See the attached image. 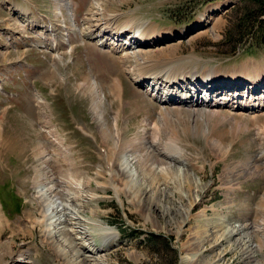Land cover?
Wrapping results in <instances>:
<instances>
[{
    "label": "rangeland",
    "instance_id": "rangeland-1",
    "mask_svg": "<svg viewBox=\"0 0 264 264\" xmlns=\"http://www.w3.org/2000/svg\"><path fill=\"white\" fill-rule=\"evenodd\" d=\"M7 1L19 4L24 1V5L42 8L65 43L62 49L60 46L57 49L61 52L60 58L53 57L55 53L49 48L24 49L14 45L0 48V242L12 240V254L5 260L22 258L28 264H65L63 257L43 242L40 225L25 226L37 213L35 180L41 173L46 176L53 173L42 165L38 150L41 143L48 149L53 143L38 118L37 111L42 106L56 134L74 155L77 169L95 179L90 186L94 199H89L86 190L82 196L81 211H85L91 219L89 224H93L89 231L95 240L87 234L84 219L85 224L81 225L85 236H90L89 245L96 250L103 249L100 230L109 229L108 232L114 233L110 239L112 247L101 252L100 257L95 255L92 259L95 263L264 264V116L254 118L250 110L237 112L223 107L201 111L196 108L193 118L198 112H205L209 121L203 123L204 129L199 132H177L176 146L181 155H174L178 159L170 162V166L179 173L180 184L172 176H161L153 188L149 185L141 196L124 191L116 193L106 180L108 165L105 166L103 157L106 148L111 158L112 142L110 139L103 142L100 121L91 110V95L82 84L96 80L101 85L104 95L101 108L107 123L114 124L119 114L118 129L123 132L125 142L137 134L149 135L147 123L164 115L161 113L165 108L170 115L175 114L173 108L159 106L143 85L132 82L117 59L120 53L115 52V56L104 46L96 45L89 36L81 35V29L86 26L84 17L93 12L92 0H0L2 43L9 41V35L16 39V32L28 34L17 30V16H11L12 7ZM207 1L100 2L104 5L102 14L111 16L109 20L115 17L110 25L112 29L134 34L144 31L146 35L151 32L150 35L158 37V42L162 41L157 42L152 51L149 70L143 69L146 72L167 76L196 72L228 79L234 71L245 72L246 64L256 65L255 73L264 70V49L248 55L242 50L229 53L231 48L227 46L218 49L217 46L226 45L224 29L235 10L227 4L234 0ZM223 2L227 4H221ZM92 12L88 16L92 17L90 25L93 19L102 18L101 14L94 18ZM70 42L73 49L68 52ZM144 48L151 50V47ZM25 62L33 65L24 67ZM113 76L123 83V104L110 91ZM236 81L233 78L232 83ZM204 86L196 91L198 104L207 98ZM38 96L43 99L41 106L36 102ZM188 96L191 97L190 92ZM188 100L177 103L186 110ZM191 106H195L194 103ZM213 110L218 114L209 112ZM193 118L190 119L192 125L196 121ZM208 133L215 138L210 140ZM169 139L165 135L162 141L169 145ZM50 154L61 161L58 153L51 151ZM62 160L65 162L60 163L67 168L69 158L65 156ZM157 166L159 163L156 164L158 170ZM98 170L102 175L97 177ZM116 170L120 176L119 166ZM96 181L103 185L98 186ZM148 181L146 177L140 183L146 186ZM191 202H194L192 207ZM90 209L96 213L90 214ZM91 226L95 227V232ZM227 229L232 234L220 238ZM158 235L164 240L155 237ZM146 237L152 242L145 244ZM77 242L82 241L77 239ZM19 250L24 253L20 254ZM83 251H88L86 244Z\"/></svg>",
    "mask_w": 264,
    "mask_h": 264
},
{
    "label": "bare ground",
    "instance_id": "bare-ground-1",
    "mask_svg": "<svg viewBox=\"0 0 264 264\" xmlns=\"http://www.w3.org/2000/svg\"><path fill=\"white\" fill-rule=\"evenodd\" d=\"M100 1L101 0H92V2H94L92 6L95 8L93 7V12L91 11L92 8L89 11L93 13L94 18L98 16V14H101L102 18L93 19L90 25L92 18H88L89 14H91L90 12L88 16L83 19V23H85L86 26L84 29H81V35L89 36L90 40H94L96 45L98 44L113 52L120 53L117 59L121 62L124 73L126 72L131 77L130 79L132 82L137 83L136 81H140L142 83L141 85L145 87V91L149 93L157 103H160L159 106H170L176 114L171 113L170 115V111L165 108L161 113L164 115H159L158 119L153 122L151 121L152 119L150 120L151 122H146L149 126V135L148 133L145 135L137 134L133 139L125 142L123 132H120L118 129L119 114L117 113L115 116L114 124L110 126L107 123L104 110L101 108L103 106L102 99L104 96H102L103 90L102 87H100L101 85H99V83L97 84L96 80H93L94 82L86 80L82 84L84 90L88 91L91 95V110L97 115L100 121L99 133L104 139L103 142L106 143L108 139L112 142L110 149L114 152L111 154V158L108 157L106 148L103 157L106 161L105 166L108 165V173L106 176H109V178L107 177L108 179L106 180L108 181V185L114 188L115 192L119 191L120 193L124 191L141 196V193H146L145 190H147L149 185L152 189L157 178L161 176L163 178L172 176V179L180 184L181 180L179 179V173L170 166V162L178 159L174 155H181V150L176 146V140L178 139L176 135L178 131H182L186 134L188 132H199V129H204L203 123L209 121L207 114L205 112H198L195 118L192 116V114H195L198 107L201 111L220 109L223 107L227 108V110L229 108L237 112L243 110H247L248 112V110H250L254 118L264 116V70L255 73L258 67L256 65L252 67L246 64L243 68L245 72L242 70L234 71L229 75V78H236L237 80L235 83H231V88L227 86V79L223 81L222 77L219 75L210 74L209 76H203L202 74L191 72L189 74L179 73L177 75L172 74L167 76L163 73L153 74V72H146L143 69L149 70L148 63L151 60V54L154 53L152 51H155L154 48L162 41L160 40V42H158V37L150 35L151 32L146 35L147 33L144 31H139L134 34L135 32L132 33V31L112 29L110 25L113 24V18L115 17L113 16V18L109 20L111 16H104L102 14L103 8L101 7L104 5H101ZM122 32H127V34ZM142 45L144 47H151V50L150 48L141 47ZM72 46L73 45L70 44L68 45V52L73 49ZM54 53L55 54L52 55L53 57L60 58L61 52ZM112 79L110 91L113 96L122 100L123 104V83L117 76H113ZM202 85H205L203 89H205L207 93V98L200 99L202 103L198 104L195 99L198 97L196 91ZM192 86L195 90H190ZM188 92H190L191 97L188 96ZM187 100L190 101V103L185 104L188 109L184 110L178 103L182 104ZM36 102L41 106L43 104V99L38 96ZM192 103H194L195 106L189 107ZM254 109H258V111ZM118 111H120V109ZM37 112L38 118L39 120L41 119L42 126L46 129L47 135L52 136L53 139V143H51L49 149L42 143L39 145V154L42 157V165L49 167L53 173L47 176L41 173L40 177L35 180L34 185L37 187V191L34 194V200L38 206L36 210L37 213L30 221V224H28L29 222H25V226L34 228V226L40 225L43 233L42 237L45 240L43 242L52 247L53 251L61 256V258L63 257L65 264H97L92 260L94 259L93 257L95 255L100 257L101 252L107 251L112 247L110 239H112V234L114 233L108 232L109 229L100 230L102 236L100 235L101 238L99 237V241H101L100 246L103 244V249L96 250L89 245L88 237L91 236L93 240H95L94 235L89 231V226H93V224H89L91 219L85 215V211H81L84 203L82 196L83 192L86 190V192H89V199L92 198V188L90 186L95 179H92L89 174H84L77 169L74 155H71L69 148L65 147L62 140L56 134L53 124L50 119L47 118L48 116L42 106ZM209 112L218 114L215 110ZM177 115L179 117H177ZM191 118L196 120H194V125L190 123ZM208 134H211L210 140L215 138L212 133ZM165 135L170 138L169 140L171 142L169 141V145L162 141ZM146 143H148L149 146H146ZM165 145H167L166 150L163 148ZM127 147L130 148L126 150ZM155 150H157L161 156L158 155ZM51 151L58 153L57 155L60 156L61 161L56 160V158L53 159L50 154ZM61 155L64 158L65 156L68 157L70 160V164L67 165V168H64L62 163H60L65 162L62 160L63 157H61ZM158 163L159 166H157V170L156 164ZM117 166H119V170H121L120 176L116 170ZM42 170H44V168H42ZM95 175L98 177V175H102V173L98 170ZM146 177H149V184L145 186L140 182ZM96 183L98 186L103 185L97 181ZM92 199H94V196ZM193 204L194 202L189 203L190 207H192ZM95 213V210H91L90 212V214ZM83 219L87 224V234L90 235L88 237L85 236V233H83L81 229V225L85 224ZM92 226L91 229L95 232L96 229ZM226 231L228 233H226ZM226 231L221 234L220 238L228 236L229 233L232 234L228 229ZM103 238L105 239L104 243ZM77 239L82 242L79 244ZM85 244L86 248H88L87 252L83 251ZM11 245V239L10 241L0 242V264H28L22 258L21 260L10 262L5 260L7 255L12 254ZM18 252L20 254L24 253L22 250Z\"/></svg>",
    "mask_w": 264,
    "mask_h": 264
},
{
    "label": "trees",
    "instance_id": "trees-1",
    "mask_svg": "<svg viewBox=\"0 0 264 264\" xmlns=\"http://www.w3.org/2000/svg\"><path fill=\"white\" fill-rule=\"evenodd\" d=\"M233 8L232 15L224 29V41L226 45L217 46L219 50L225 46L236 49L248 46L264 45V0H239ZM161 238V235L155 236ZM164 240V239H163ZM145 244L152 242L146 237ZM150 241V242H149ZM168 245V244H166ZM159 254V251H155Z\"/></svg>",
    "mask_w": 264,
    "mask_h": 264
}]
</instances>
